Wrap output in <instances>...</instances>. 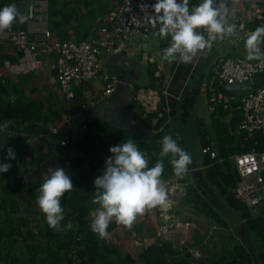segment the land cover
Instances as JSON below:
<instances>
[{
  "label": "trees",
  "instance_id": "trees-1",
  "mask_svg": "<svg viewBox=\"0 0 264 264\" xmlns=\"http://www.w3.org/2000/svg\"><path fill=\"white\" fill-rule=\"evenodd\" d=\"M23 1L25 0H0V9L15 4L20 10ZM83 1L47 0L50 31L62 40L72 37L77 40L85 39L87 35L76 38L79 31L75 24L77 22L75 10ZM93 1L88 0L87 5ZM114 1L112 0L109 8L114 6ZM61 2L62 4H59ZM65 7H68L70 11ZM19 26L24 28L25 25L19 24ZM167 39L168 37H162L163 46ZM147 75L149 88H163L162 79L157 81L152 71H148ZM211 75L212 72L207 75V78ZM2 81L0 79V128L5 123L8 127L6 131H0V140L9 143L10 148L15 151L16 164L14 169H10L7 173H0V264H135V260L123 249L108 244L105 239L99 238L91 230L89 215L98 207L91 202L95 192L94 180L103 173L105 160L111 155L110 147L129 139H133L141 151L148 153L149 167L154 166L160 159L161 140L165 135H171L186 151L185 143L175 122H170L166 126L168 116L164 111V105L160 108L161 111L163 110V116L158 119L153 133H144L140 129L114 131L102 121L95 120L78 123L76 131L70 127L67 135H63L62 132L51 135L45 127L47 123H58L61 121L62 114L75 117L82 112L85 88L75 87V96L70 101L65 99L57 101L54 97L53 102L58 105V108L54 109L49 105L54 98L45 105L40 101L30 100L23 94H18L19 85L17 87L10 82L4 84ZM213 86L218 95L225 94L234 99L230 109H223L221 106L214 111L209 109L213 137L210 136L209 130L201 120L197 122L201 148L211 145L216 158L210 159L206 155L203 156L201 177L196 178L192 173L178 177L179 182L187 185L184 201L200 202L206 205L205 200L201 198L203 194H207L212 203L217 197H221L227 206L244 221L242 226L251 235L249 245L242 246L238 243L233 247L222 245L219 256L211 259L210 264H264V204L260 212L252 214L250 209L235 198L233 190L239 181V176L232 159L233 156L252 150L264 151V131L257 132L252 137H248L245 133L236 134L243 117L241 100L247 95L244 85H221L215 82ZM140 88L142 87L135 85L133 92ZM131 106L134 104L132 103ZM138 111L143 116L139 108ZM151 118L153 116H148L146 120L150 121ZM161 127L164 129L158 132ZM116 134L120 135L117 137ZM107 136H109L108 141ZM31 137L36 138L33 145L29 143ZM63 140H69L70 144L75 140L74 154L71 155L67 151L66 148L69 145L56 144ZM57 152L67 154L73 169L70 178L75 190L61 197V203L65 209L62 225L69 221L73 225L71 230L67 231L63 228L61 231L50 228L44 213L32 208L39 195V187L44 182L40 180V177L34 178L33 173L40 171L44 163L54 161ZM171 159V154L163 158L162 181L175 175ZM4 162L3 158L0 159V164ZM192 168H194L193 164L189 166V169ZM262 178L264 183V172H262ZM216 219L220 223V219L217 217ZM115 227L116 222L112 221L107 231L111 233ZM141 227L145 229V225ZM138 262L140 264H192L188 250L174 248L170 242L166 241L154 242L143 249L138 256Z\"/></svg>",
  "mask_w": 264,
  "mask_h": 264
},
{
  "label": "built area",
  "instance_id": "built-area-1",
  "mask_svg": "<svg viewBox=\"0 0 264 264\" xmlns=\"http://www.w3.org/2000/svg\"><path fill=\"white\" fill-rule=\"evenodd\" d=\"M154 3L155 0H117L103 19H97L98 31L94 36H87L81 40L74 38L62 40L49 29L47 0H25L20 5L21 12L29 17L24 23V28L19 26L20 23L14 22L9 29L0 31V37L8 41L16 53V61L14 63L5 61L3 68L7 75L12 77L28 75L33 71H47L50 84L59 89L60 98L66 101L74 98L75 87L85 86L82 112L94 108L107 101L119 84L115 76L105 71V58L128 51L131 38L137 35H143L144 40L153 32L154 36L162 40V37L157 35L158 29L151 27L146 20V16L152 14L151 5ZM228 7L230 22L236 24L237 32L231 37H225V41L240 44L246 41L248 34L256 27L264 25V0H229ZM199 31L208 36L206 30ZM170 44L169 36L157 56H143L145 65H152L153 77L157 81L162 79L163 88H140L132 96V103L142 111L144 117L153 116L149 121V129L152 133L155 132L158 119L163 116L161 106L164 105V111L168 114L169 99L180 101L181 96L190 91L193 85V82H189L190 76L180 87H175L176 89L171 84L172 78L166 72L163 54L164 49ZM254 78L257 86L252 88ZM207 79L209 80L205 84L197 85L198 93L204 92L210 111H214L219 106L230 109L234 99L225 94L215 93L213 86L215 82L221 85H244L247 95L241 100L243 117L236 134L245 133L248 137H252L257 132L264 131V61L245 60L240 57L226 58L217 63L212 69L211 77ZM172 89H175V93L171 92ZM71 118L68 114H63L61 121L49 122L45 127L51 135L60 132L67 135L63 130L70 128ZM163 128L161 127L158 132ZM58 143L62 146L70 145L69 140L56 142ZM201 152L210 159L216 158L211 145L202 147ZM55 155L56 159L62 160L63 169L71 177L73 169L67 154L57 152ZM232 159L239 176V181L233 190L234 196L246 208L252 210L264 200L262 178L264 151L252 150L233 156ZM177 178L178 176H174L171 181H176ZM171 184L181 196L185 195L187 185L177 186L172 182Z\"/></svg>",
  "mask_w": 264,
  "mask_h": 264
},
{
  "label": "clouds",
  "instance_id": "clouds-1",
  "mask_svg": "<svg viewBox=\"0 0 264 264\" xmlns=\"http://www.w3.org/2000/svg\"><path fill=\"white\" fill-rule=\"evenodd\" d=\"M228 3L229 0H202L198 5H191L190 0H155L151 5L152 14L146 20L151 27L158 28L157 35L171 37L170 46L164 49V58H178L187 64L198 52L210 49L217 38L223 40L235 35L237 26L230 22ZM28 19L15 4L4 6L0 9V31L9 29L14 22L24 24ZM201 29L207 31V37ZM245 46L249 60L264 61V25L248 34ZM7 127L5 123L0 131H6ZM109 152L102 175L94 180L91 201L98 205L92 213L91 230L101 239L110 235L107 229L113 219L131 228L146 208L167 206L169 192L161 179L164 157L171 154L173 171L178 177L187 174L192 164L191 155L171 135L163 136L160 159L152 167H149L148 153L141 151L133 139L110 147ZM15 157V151L9 148L7 158L14 160ZM11 167L10 163L0 164V173H7ZM43 181L36 203L46 223L56 231L71 230V221L62 225L65 209L61 203L65 193L75 190L70 176L63 168L50 167Z\"/></svg>",
  "mask_w": 264,
  "mask_h": 264
},
{
  "label": "crops",
  "instance_id": "crops-1",
  "mask_svg": "<svg viewBox=\"0 0 264 264\" xmlns=\"http://www.w3.org/2000/svg\"><path fill=\"white\" fill-rule=\"evenodd\" d=\"M201 2L202 0H190L191 5H198ZM144 40L146 41V39ZM154 40L155 46H150L152 50L149 49L148 53L143 51V39H139L135 42L130 41L128 51L107 56L104 61L105 71L110 75L115 76L110 73L109 69H120L123 67L125 71L123 80L119 81L115 76L119 84L113 95L105 102L119 107L118 113L123 120L128 124L132 123L136 125L142 131H149L150 123L149 120H146L147 117L140 115L136 106H131L134 92H132L129 100V89H134V85H132V82L128 78L136 74L135 68L138 65L146 67L147 72H153L152 65L148 66L143 62V56L158 55L163 43L161 44V39L157 36H155ZM205 51L204 53H201V51L198 52L193 60L187 64L180 62L178 58H164L165 69L172 78L171 84L174 88L175 86L180 87L182 83L186 82L188 76H190L189 82H193L190 91L181 96V102L169 99L170 108L167 114L168 120L166 126L170 122H176L179 115L185 116L188 113V107L193 102L191 96L198 93V82L195 80V77L198 75L196 70L198 71L203 63ZM135 53L138 54V58H132ZM5 61L14 63L16 61V53L12 45L0 37V79L4 81V84L10 82L17 87L19 85L17 90L18 94H23L28 99L40 101L45 105L54 97L57 98V101H61L60 91L55 85L50 84L47 71H33L37 72L38 75L32 72L28 75L12 77L8 76L3 69V63ZM214 67L208 70L206 76L212 72ZM202 81V76H200V83ZM83 87L85 88V86ZM174 90L172 89L171 92L175 93ZM95 100L100 99L95 98ZM53 101H55V98L51 99L49 105L53 106L54 109L58 108V105ZM63 131L68 134L69 128H65ZM35 142V137L29 139L30 144L33 145ZM9 148V143L1 139L0 154L2 152L5 154L6 159H4V163H10L12 165L10 169L12 170L15 167L16 160L7 158V150ZM2 149L3 151L1 152ZM198 177H201V173L196 178ZM163 182L164 187L169 192L167 206L146 208L144 213L137 217L131 228L116 223L115 229L105 238L108 244L116 245L128 253L135 260V264H140L138 262L139 254L154 242L166 241L170 242L174 248L188 250L191 254L192 264H210L211 259L219 256L218 254L221 251L222 245L233 247L237 243L242 246L250 244L251 235L243 228L244 221L239 218V215L234 210L227 206L221 197H217L214 203H212L211 198L207 194H203L201 198L205 200L206 205L200 202H187L184 201V196H181L171 184L172 182L177 184V186L183 185L182 182H179L178 178L176 181H171V178H169ZM263 202L264 200L261 205H263ZM93 212L89 215L91 224ZM216 217L220 219V223L217 222V219L215 220ZM143 225H145V229L141 227Z\"/></svg>",
  "mask_w": 264,
  "mask_h": 264
},
{
  "label": "rangeland",
  "instance_id": "rangeland-1",
  "mask_svg": "<svg viewBox=\"0 0 264 264\" xmlns=\"http://www.w3.org/2000/svg\"><path fill=\"white\" fill-rule=\"evenodd\" d=\"M63 2V0H61ZM88 0H84L82 4L76 8L77 14V22L75 23L78 27L79 35L76 38H79L80 35L94 36L98 31V23L97 19H103L108 12L109 5L112 3V0H94L93 3L87 5ZM115 0L114 2H116ZM59 3V4H62ZM66 10L70 11L68 7H65ZM103 11H105L103 13ZM143 35H137L136 37H132L131 41L135 42L139 39H143ZM155 36L154 33L151 32L150 35L146 36V41L143 40L142 48L145 53L149 52L150 46H155ZM152 52V51H151ZM245 52V53H244ZM205 56L203 63L200 69L196 72L198 75L195 77L198 84L200 81V76H202L203 81L200 84H205L207 81L206 74L208 70L217 65V63L221 62L226 58L231 57H240L245 60H249L247 58V49L245 46V41H242L240 44H235L229 41L221 40L217 38L212 43V47L205 51ZM132 58H138V54L135 53ZM206 58V59H205ZM136 74L134 76H129V80L132 82V85H136L138 87H148L149 78L147 75L146 67H142L140 65L136 66ZM112 70V69H110ZM202 70V71H201ZM37 72H33L36 74ZM38 75V73H37ZM127 76V75H126ZM22 79V78H21ZM257 83L255 82V78L253 79V86L255 88ZM177 88V86H175ZM175 88V89H176ZM133 89H129V100L132 96ZM193 98L192 104L188 107V113L185 116L179 115L176 119L175 125L179 133L181 134L183 141L185 143L186 151L191 155L192 158V169H189V173H193L194 171H202L203 170V155L201 152V145L198 136V128L197 122L201 120L205 127L209 130L210 136L213 137V130L211 129V116L209 112V105L207 103V98L203 91L197 93L196 95H192ZM78 124V123H77ZM76 124V125H77ZM79 125V124H78ZM121 131V130H117ZM118 132V133H119ZM120 134H116L115 136H119ZM106 140H109V136H107ZM3 149L1 150V152ZM6 159L5 154L2 152L0 154V159ZM199 171V172H200ZM176 175L170 176L169 178H173ZM168 178V179H169ZM262 203V202H261ZM264 204V203H263ZM263 205H259L252 209V214H256L260 212L261 207ZM236 215V214H235ZM237 217V216H235ZM239 220V219H238Z\"/></svg>",
  "mask_w": 264,
  "mask_h": 264
},
{
  "label": "water",
  "instance_id": "water-1",
  "mask_svg": "<svg viewBox=\"0 0 264 264\" xmlns=\"http://www.w3.org/2000/svg\"><path fill=\"white\" fill-rule=\"evenodd\" d=\"M111 74H114L119 81L123 80V77L125 75L124 68L121 67L120 69H112L110 70ZM130 74V73H128ZM119 107L109 104L107 102L101 103L97 105L94 108H91L87 111H84L83 113L72 117L70 119L71 128L73 131H76V124L81 122H93L95 120H100L106 125L110 127V129L117 131H129V130H137V126L134 124H128L123 120L121 115L118 113ZM144 133H152L151 131H143ZM69 154H74L75 152V140L71 142V144L66 148ZM55 161H52L53 163ZM49 163V164H51ZM42 167V166H41ZM39 172V171H36ZM194 177H197L200 175L199 171H194L193 173Z\"/></svg>",
  "mask_w": 264,
  "mask_h": 264
},
{
  "label": "flooded vegetation",
  "instance_id": "flooded-vegetation-1",
  "mask_svg": "<svg viewBox=\"0 0 264 264\" xmlns=\"http://www.w3.org/2000/svg\"><path fill=\"white\" fill-rule=\"evenodd\" d=\"M54 161L55 162H53V163H51V164H49V163H44L43 165H42V167L40 168V171L39 172H35V173H33V176H34V178H41L40 180H43V178H44V174H45V172H46V170L48 169V168H53V169H55V168H57V167H60V168H63V166H62V160L61 159H54ZM32 208L34 209V210H36V211H40V209H39V207H38V205H37V203H35L33 206H32Z\"/></svg>",
  "mask_w": 264,
  "mask_h": 264
}]
</instances>
